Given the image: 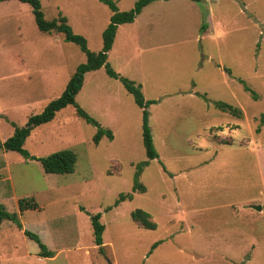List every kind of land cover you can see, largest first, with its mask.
I'll use <instances>...</instances> for the list:
<instances>
[{
    "label": "rangeland",
    "instance_id": "374dc122",
    "mask_svg": "<svg viewBox=\"0 0 264 264\" xmlns=\"http://www.w3.org/2000/svg\"><path fill=\"white\" fill-rule=\"evenodd\" d=\"M114 1L129 10L138 0ZM41 2L47 19L67 16L91 50L102 49L107 4ZM86 59L63 33L40 30L29 3L1 2L0 140L59 97ZM108 61L156 100L148 109L159 157L140 177L147 190L133 189L136 164L148 159L143 110L105 67L90 71L77 102L114 139L96 144L97 126L70 105L27 138L36 158L0 150V204L18 213L0 217V264H264V0H156L120 25ZM218 101L242 108L243 118ZM64 149L77 153L75 171L46 172L39 158ZM121 193L133 198L117 206ZM31 195L39 208L21 212L19 199ZM137 208L156 229L133 220ZM25 229L55 256L40 257Z\"/></svg>",
    "mask_w": 264,
    "mask_h": 264
},
{
    "label": "trees",
    "instance_id": "16d2710c",
    "mask_svg": "<svg viewBox=\"0 0 264 264\" xmlns=\"http://www.w3.org/2000/svg\"><path fill=\"white\" fill-rule=\"evenodd\" d=\"M4 1L9 0H0V3ZM19 1L29 3L32 6V11L35 15L37 26L40 30L48 33H52L54 31L63 33L66 41L73 42L79 45L81 50L86 53L87 59L84 63H81L77 66L75 72L67 83L65 90L59 97L53 99L41 113L30 116L26 124L24 126L17 127L15 133L11 137L6 139L5 141L0 140V150L17 151L26 157L36 158L24 148L27 138L31 135L32 131L36 127L52 121L59 111L70 105L75 106L78 116L86 120L88 123H92L97 126V132L94 136V141L96 144H99L100 140L104 136H107L110 139H114L113 130L102 126V124L97 119H95L77 102V95L84 86L86 74L90 71L105 67L106 72L109 76L121 80L126 90L134 96L136 103L143 110V140L146 147L148 159L136 164L133 189L136 191L138 190L140 192H145L147 190V187L140 181V177L143 173L144 168L149 165L150 161L159 157V152L156 148L154 137L150 127V111L148 109L149 104L155 103L156 100L146 101L144 92L142 90V85L138 84L135 80L123 76L119 72H117L111 66L108 59L109 52L113 48L117 36L119 26L121 24L134 22L137 16L142 13L144 8L156 0H138L129 10H120L114 0H100L107 4L113 13L110 17V22L103 31V47L98 52H95L89 48L88 40L83 34H79L74 31L72 25L69 23V19L67 16L59 14L58 18L49 20L45 16L41 0ZM193 1L202 2L205 0ZM243 82L245 83V81ZM245 86L246 89L253 92L255 97H258L257 93L252 89V87H250L246 83ZM217 105L224 112L230 113L239 118H242L244 116L243 109L240 107L234 106L224 101H218ZM261 121L262 124H264V115H262ZM258 131H260L259 128ZM39 160H41L45 171L48 173H71L75 171L78 156L74 150L64 149L55 152L48 157L39 158ZM127 198L132 199L133 194L121 193L119 199L116 202V205L118 206ZM18 204L21 212H24L28 209H37L40 206L36 197L33 195L21 197ZM17 216L18 213H15L13 216L6 210L4 205L0 204L1 219L8 218L17 221ZM132 218L134 221L139 222L141 227L156 229L158 226L157 222L152 218V215L142 208H137L136 210H134L132 212ZM100 219V213L91 215V223L94 229L95 243L99 246L100 252H104L105 245L103 240V233L105 230V225L101 222ZM18 226L23 229L22 223L19 222ZM24 233L38 243L40 247V257L53 258L55 256V252L48 247V245L44 242L40 235L28 229H25ZM158 245L159 242L155 243L153 247H156Z\"/></svg>",
    "mask_w": 264,
    "mask_h": 264
},
{
    "label": "crops",
    "instance_id": "0c3cea01",
    "mask_svg": "<svg viewBox=\"0 0 264 264\" xmlns=\"http://www.w3.org/2000/svg\"><path fill=\"white\" fill-rule=\"evenodd\" d=\"M149 5H150V4H149ZM145 8H146V7H145ZM135 20H136V19H135ZM121 25H122V24H121ZM119 27H120V26H119ZM118 31H119V28H118ZM117 34H118V32H117ZM116 37H117V36H116ZM115 40H116V39H115ZM114 44H115V42H114ZM113 47H114V45H113ZM112 49H113V48H112ZM112 49H111V50H112ZM111 50H110V51H111ZM109 53H110V52H109ZM243 112H244V111H243ZM242 118H243V117H242Z\"/></svg>",
    "mask_w": 264,
    "mask_h": 264
},
{
    "label": "water",
    "instance_id": "95a60500",
    "mask_svg": "<svg viewBox=\"0 0 264 264\" xmlns=\"http://www.w3.org/2000/svg\"><path fill=\"white\" fill-rule=\"evenodd\" d=\"M255 208H257L256 206H255ZM260 209V208H259Z\"/></svg>",
    "mask_w": 264,
    "mask_h": 264
}]
</instances>
